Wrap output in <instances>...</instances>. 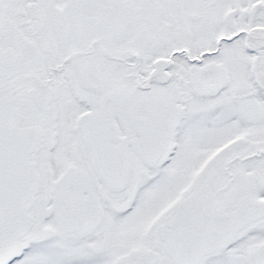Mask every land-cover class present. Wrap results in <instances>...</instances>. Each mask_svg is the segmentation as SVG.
Listing matches in <instances>:
<instances>
[{
	"label": "snow or ice",
	"instance_id": "obj_1",
	"mask_svg": "<svg viewBox=\"0 0 264 264\" xmlns=\"http://www.w3.org/2000/svg\"><path fill=\"white\" fill-rule=\"evenodd\" d=\"M0 264H264V0H0Z\"/></svg>",
	"mask_w": 264,
	"mask_h": 264
}]
</instances>
